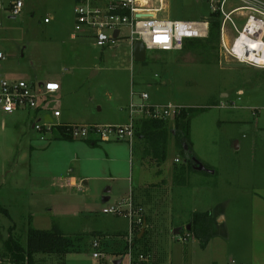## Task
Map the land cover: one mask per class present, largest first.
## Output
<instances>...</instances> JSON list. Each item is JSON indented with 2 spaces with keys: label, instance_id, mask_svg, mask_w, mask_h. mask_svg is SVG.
Returning <instances> with one entry per match:
<instances>
[{
  "label": "rangeland",
  "instance_id": "rangeland-1",
  "mask_svg": "<svg viewBox=\"0 0 264 264\" xmlns=\"http://www.w3.org/2000/svg\"><path fill=\"white\" fill-rule=\"evenodd\" d=\"M75 2L23 0L21 13L13 16L7 1L0 0V49L4 53L0 75L36 85L40 80L60 85L53 98H40L38 112H0V208L5 209H0V250L10 236L26 246L30 225L48 229L53 220L71 236L128 232L129 216L104 209L129 196V188L147 189L163 178L167 184L154 190L159 199L144 205L147 235L133 248L134 257L147 253L145 246L151 243L168 254L165 264H251L247 257L264 251V68L224 56L220 45L204 53L203 45L192 46L188 41L177 50H147L146 62H137L126 40L100 47L90 32H76L72 38ZM161 15L198 23L210 16V9L205 0H168ZM132 91L135 100L147 93L151 104L197 109L191 119L192 152L213 173L192 169L185 176L186 183L175 180L174 166L185 163L187 157L175 145L173 117L167 120L164 161H148L144 142H134L132 148L127 141L113 139L127 155L115 170L131 177L130 187L129 182L124 186L125 181L117 185L111 180L92 179L84 184L75 158L89 151L79 146L90 147V143L55 138L54 132L32 126L39 117L46 124L69 116L72 121L98 117L100 123L123 122ZM55 109L62 113L60 117H54ZM103 155V149L96 148L95 159ZM109 170L99 167L98 172L108 174ZM72 176L75 186L69 183ZM110 184L114 190L104 201ZM197 211L223 214L225 219L220 225L214 221L204 237L195 234L199 226L195 233H173L187 228ZM186 234L188 239L183 241ZM94 238L87 236L80 251L37 252L33 264H114L119 258L121 264H128L127 253L116 255L115 240L107 246L103 242L102 255L94 258Z\"/></svg>",
  "mask_w": 264,
  "mask_h": 264
},
{
  "label": "built area",
  "instance_id": "built-area-1",
  "mask_svg": "<svg viewBox=\"0 0 264 264\" xmlns=\"http://www.w3.org/2000/svg\"><path fill=\"white\" fill-rule=\"evenodd\" d=\"M6 7L13 16L21 13L23 0H6ZM168 0H76L75 32H90L100 47L115 45L126 40L133 47L136 41H141L147 50H177L181 49L184 39L189 37H207L209 33L210 16L202 22L167 19L161 15ZM210 13L220 19V52L226 57L252 67L264 68V1L262 0H205ZM234 1V3H231ZM231 3V4H230ZM48 19H45L47 21ZM125 30V31H124ZM117 31V33H116ZM116 33V34H115ZM255 43L256 47L249 46ZM252 44V43H251ZM254 46V45H253ZM253 48V49H251ZM4 53L0 49V60ZM60 89L55 81L35 84L24 79H11L0 75V112L12 114L15 111H36L40 106V98L47 97ZM147 93L140 94L139 100L134 99L128 105L129 120L123 124H79L68 123L67 131L73 138L83 140L110 141L113 139L127 141L133 146L138 121L143 118L168 120L175 118L183 105L151 104ZM54 117H60L59 110L53 111ZM56 124L42 123L41 119L33 123V128L43 132H53ZM176 162H180L178 158ZM105 213H124L132 222H140L142 208L137 207L129 195L122 198L118 205L105 208ZM137 215V219L134 216ZM128 264H149L148 253L133 255L131 245V225L128 231ZM186 234L182 240L188 239ZM92 256L102 255V239L96 237L91 242ZM5 258L0 251V264Z\"/></svg>",
  "mask_w": 264,
  "mask_h": 264
},
{
  "label": "trees",
  "instance_id": "trees-1",
  "mask_svg": "<svg viewBox=\"0 0 264 264\" xmlns=\"http://www.w3.org/2000/svg\"><path fill=\"white\" fill-rule=\"evenodd\" d=\"M184 41L199 46L204 53L216 50L220 42V19L216 14L210 13L209 33L207 37L203 38H186ZM183 41V43H184ZM146 62V60L144 61ZM197 109L194 107H186L181 110L180 114L174 118L175 126V145L186 154V162L176 167L175 180L186 183V177L194 168V154L192 152V144L190 141L191 119ZM68 123H60L54 126L53 132L55 138L72 139L70 131H67ZM167 120L163 119H147L143 118L138 121L136 136L144 140V151L147 156L156 162L164 161L166 158V148L168 142V130L166 128ZM90 141V140H88ZM182 177V179H181ZM188 178V176H187ZM3 209V208H0ZM5 211V209H3ZM209 212H195L192 215V222L189 231L195 233L196 225L200 222H205L209 217ZM207 229V228H206ZM131 245L135 248L136 245L146 236L147 228L145 225V217L143 216L140 222H132L131 224ZM128 232L116 233L115 243L118 244L116 255L123 256L128 251ZM200 237L208 234L206 230L195 233ZM89 236L98 237L102 239V243L107 246L111 244L109 240L112 235L101 232H84L78 235H67L59 223L52 221L51 227L48 229H39L29 226L27 229L26 246L21 245L12 236L4 242V248L1 251L5 258V263L11 264H33V255L37 252L43 253H65L72 251H80L82 249V242ZM138 255V254H137ZM8 261V262H7ZM4 263V264H5Z\"/></svg>",
  "mask_w": 264,
  "mask_h": 264
},
{
  "label": "crops",
  "instance_id": "crops-1",
  "mask_svg": "<svg viewBox=\"0 0 264 264\" xmlns=\"http://www.w3.org/2000/svg\"><path fill=\"white\" fill-rule=\"evenodd\" d=\"M262 1H264V0H262ZM231 3H234V1H232ZM41 83H44V81L40 80L38 82V84H41ZM57 92L47 96V98L48 97H49V99L53 98V96L55 94H57ZM130 101H131V97H130ZM129 102L126 106L127 110H128ZM39 109H40V107L38 108V110H36V112H38ZM55 110H58V109H55ZM61 115H62V113H61ZM39 119H41V117H39ZM71 119H72L71 116H69L67 118L63 117L58 123H79V124L81 123V124H98V125H106V124L112 123L110 121H102L103 123H100L101 119L98 120V117L86 119L85 121H83V119L79 118V117H75V120H73V121ZM126 119L127 120H124L123 122L115 123V124H122V123L127 122L129 120V112H128V114L126 113ZM86 141L90 143L89 144L90 147H86L88 145H86V146L80 145L79 147H83L84 151L85 150H89V151L86 152V154H84V156H82V157H80V155L77 153L76 158H75V163L78 166V172L82 176L83 183L88 185L89 181H91L93 179V180H111V181H113V183H116L117 185H119L120 183H122V181H125V183L123 182L124 186H126V183L129 182V187H130L132 185L131 184V177L129 179V176H127V173H124L123 170H118V171L115 170L116 166L119 167L122 163H125V161L127 159V155H125V152H124L125 149L122 151L121 149L117 148L116 145H120V144L115 143L117 141H114V140L96 141V140L91 139L90 141H88V140H86ZM99 142H106V143L102 146L101 145L102 143L100 144ZM134 142H137V144L141 145L140 142L143 143L144 140L141 138L140 139L136 138ZM93 146H95V147H93ZM133 146H134V144H133ZM133 146H132V148H133ZM96 148H102L104 151V155L100 158L95 159V157H97V156H95L96 155ZM148 161L153 162L154 160L150 159ZM92 165H93V167H92ZM106 166H108L111 169V171L109 170L108 174L107 173L101 174V172H98L99 167H106ZM176 167H178V165L174 166L173 172L175 171ZM193 170H195V168H193ZM159 171L161 172L162 170H159ZM63 179H64V177H63ZM69 183H70V185L75 186L77 184L76 177L72 176L71 179L69 180ZM166 184H167V182L165 181V179L162 178L161 181H157L155 183L149 184L150 187L147 189L145 187H140L137 189H135L133 187L129 188L130 189L129 194L132 196V199H133L135 205L137 207L142 208V213L145 217V225H146V223H148V217H147V214L145 212L144 205H146L148 202L153 203L155 200H158L159 194L156 193L154 190H158V189L164 187V185H166ZM113 190H114V187L112 184H110V187L104 191V193H105V196L103 197L104 201H108L111 198L110 194L113 192ZM90 194H92V193H90ZM88 196H90L89 193L87 194V197ZM123 198H126V197L124 196ZM224 219H225V216L223 214L213 216V214L211 213L209 215V217L207 218V220H205V222H200L196 226H199V231H201V230L203 231L204 229L207 231L210 228V225L213 224L214 221L218 222V224L220 225V221L224 220ZM189 225L191 226V224H188L187 226H189ZM184 230H187V228L186 227L184 228V226L179 227V228L175 229L173 231V233L177 234V233H179V231H184ZM114 234H116V233H113L110 235H114ZM113 240H115V238H112V239L110 238V241H113ZM142 240L136 245L135 248L140 246ZM145 248L147 250H149L147 252L150 256L149 257V261H150L149 264H163L165 262V259H168V257H169L167 253L157 251L155 249V246L152 245L151 243H150V246L146 245ZM246 248H248V247H246ZM250 248L253 250H256V247L254 245H251ZM247 258H248L247 261H250L251 264H255L258 262L264 263V251H261L260 253L254 252V253L250 254L249 257H247Z\"/></svg>",
  "mask_w": 264,
  "mask_h": 264
},
{
  "label": "water",
  "instance_id": "water-1",
  "mask_svg": "<svg viewBox=\"0 0 264 264\" xmlns=\"http://www.w3.org/2000/svg\"><path fill=\"white\" fill-rule=\"evenodd\" d=\"M117 33V31H116ZM115 33V34H116ZM146 49L144 44L141 41H136L133 47V59L137 62H144L146 60ZM195 162L194 168L197 170H207L213 173V170L208 169L204 164H202L199 160L196 158H193ZM190 229V225L187 227V230ZM122 259H116L114 261V264H121Z\"/></svg>",
  "mask_w": 264,
  "mask_h": 264
},
{
  "label": "bare ground",
  "instance_id": "bare-ground-1",
  "mask_svg": "<svg viewBox=\"0 0 264 264\" xmlns=\"http://www.w3.org/2000/svg\"><path fill=\"white\" fill-rule=\"evenodd\" d=\"M252 43V44H251ZM251 43H249V46H252V47H256V44L255 43H253V42H251ZM254 45V46H253ZM251 49H253V48H251Z\"/></svg>",
  "mask_w": 264,
  "mask_h": 264
}]
</instances>
